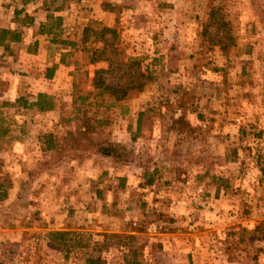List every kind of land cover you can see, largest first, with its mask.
I'll list each match as a JSON object with an SVG mask.
<instances>
[{
	"label": "rangeland",
	"instance_id": "374dc122",
	"mask_svg": "<svg viewBox=\"0 0 264 264\" xmlns=\"http://www.w3.org/2000/svg\"><path fill=\"white\" fill-rule=\"evenodd\" d=\"M3 1L0 24L13 20L16 6L24 8L20 17L27 14L42 18L48 12L60 15L65 30L62 38L79 33L91 20L115 27L124 53L140 58L151 80L142 91H132L107 110L111 123L99 133L132 151L127 166H116L89 147L70 148L77 143L64 140L73 123H58L59 112L70 106L76 85L90 88L93 71L101 65L87 64L82 51L65 57V61L74 57L78 68L66 74L68 82L73 83L71 87L63 88V83L59 86L62 94L56 97L60 99L58 108L44 114L23 109L12 114L13 109L4 108L9 115L10 134L20 139H0V174L8 173L13 182L7 199L0 198V260L6 264H82L87 257L100 256L108 259L105 264H122L120 244L127 239L111 233L104 252L102 232L98 231L112 224L108 216L117 209L127 225L147 231H160L173 219L171 225L183 230L189 240L196 236L210 246L208 264H255L254 260L259 264V258L263 262L259 252L264 253V241L253 228L260 225L264 230V173L259 168L264 167V0H121L120 8L112 6V0H33L25 6L22 0ZM104 3L113 8L111 18L100 14ZM124 3L129 4L128 9L123 8ZM214 7L219 12L203 30ZM220 18L226 25L218 29ZM23 26L26 28H20L22 32L30 36L31 26ZM202 30L204 35L199 34ZM227 33L233 42L226 38ZM218 36L226 39L227 51L215 45ZM44 48L49 62L61 51L52 43ZM34 80L37 82L38 77L33 79L20 71V82L26 87L21 95L38 93ZM122 107L126 111L121 113ZM177 108L183 111L182 123L177 124L178 129H184L181 134L177 129L172 133L168 130ZM138 112L143 113L141 126L132 139L131 133L137 134ZM41 131L55 133L63 149L41 151L37 139ZM194 158L200 159L202 170L210 167V175L227 184L223 188L226 193L210 200L204 196L191 199L189 205L196 203L200 210L195 217L175 212L171 216L161 208L163 186L159 196L140 189L141 166L153 162L160 165L163 175L165 167L168 176L178 178L176 171L183 165L181 168L187 167L185 171L194 176L196 167L186 163ZM167 160L177 168L175 172L168 173ZM210 184L211 189L216 185L212 178ZM180 188L181 196H190L195 185L189 181ZM18 191L20 198L16 197ZM97 191L104 196L98 197ZM142 192H147L143 206L139 201ZM166 194L170 197V192ZM104 201L110 207L105 213L101 212ZM207 220L210 222L205 226ZM66 224L72 233H81L82 242L89 246L80 247L77 235L64 248L48 240V232ZM8 226L17 230H6ZM217 226L223 228L221 234L226 232L225 239L212 228ZM230 231L239 233L228 241ZM240 236L242 240H238ZM144 241H132V246ZM144 254L148 264H170L165 263L169 252L158 249L155 241L149 243Z\"/></svg>",
	"mask_w": 264,
	"mask_h": 264
},
{
	"label": "trees",
	"instance_id": "16d2710c",
	"mask_svg": "<svg viewBox=\"0 0 264 264\" xmlns=\"http://www.w3.org/2000/svg\"><path fill=\"white\" fill-rule=\"evenodd\" d=\"M31 1L33 0H22V4L25 6ZM44 5L45 8L48 9L46 2H44ZM109 8L113 11L112 7ZM23 11L24 8H16L14 10L16 20L20 26H29L32 24L34 18L27 14L20 17ZM218 12L219 9L216 7L210 9L208 19H206L202 25L203 30L211 25L212 20H214ZM217 25L219 29L220 26L225 27L226 23L220 18L217 21ZM203 30L199 33L200 35L205 34ZM64 31L60 15L51 12L46 14V20L41 22L38 28V33L50 36V43L60 47L61 62H66L65 57L72 55L78 50L86 54L87 64H101L95 67L93 71L90 80V88L83 89L76 85L72 93L70 106L66 109H61L59 112L58 123L61 125L73 123V126L65 132L66 137H64V140L67 143L70 140L77 143L71 145L70 148L78 150V148L82 149L89 147L95 154L111 159L114 165L127 166L131 164L132 160L129 157L132 151L119 142L100 136L99 133L104 127L111 123V119L106 115L107 110L127 98L132 91H142L151 80V73L147 70V67H143L140 58L124 53L123 49L120 47L119 32L115 27L101 25L97 21L91 20L81 28L79 33L71 32L62 38ZM227 34L226 38L233 42V37H231L230 33ZM22 38L21 30L0 27V46H3L6 51H10L12 42L21 41ZM224 40L226 39L221 36L216 37L215 45H219V48L227 51L228 46L224 43ZM48 76H50V73H48ZM179 107H181V105H179ZM4 108L13 109L12 114L20 113V109L37 114H44L54 110L56 106L54 96L44 92H38L31 97L20 95L13 101H1L0 139L11 142L14 139H20V136L10 134L9 123L7 121L9 115L7 112H3ZM124 111H126V109L122 107L121 113ZM181 113V115H183V111ZM142 114L143 113H138L136 120L137 134H132V139H135L139 134ZM182 120L183 117L174 119L171 128L175 127L178 129L177 124H181ZM183 131L184 129H178V134H181ZM37 139L41 151L51 152L63 149L58 143L55 133L52 131L39 132ZM155 166L153 162L149 161L142 164L143 180L139 183L141 188H147L161 175V172ZM259 168L261 173H264V167L259 166ZM212 182L216 184L217 188L227 187L226 183L223 184L217 179H212ZM12 185L13 182L8 173L3 175L0 174L1 199L7 196V191ZM96 195L102 197L99 192L96 193ZM17 196L20 198V191L17 192L16 197ZM112 207H114V205H112ZM253 230L260 233L261 240L264 241V230H260V225L255 226ZM238 233L239 231H230L228 233V241L229 238H232ZM76 235L77 244H79L80 247L89 246L86 241L82 242L83 237L81 233H70L68 231L48 232V240L56 246L64 248L69 246L68 243L70 239ZM238 240H242V236H240ZM100 244L102 245V247L100 246L101 249H103V243ZM138 247L139 246H132L131 249H134L132 259L127 260V264H139L136 254ZM254 261L255 264H258L256 260ZM82 264H105V261L100 256L87 257Z\"/></svg>",
	"mask_w": 264,
	"mask_h": 264
},
{
	"label": "crops",
	"instance_id": "0c3cea01",
	"mask_svg": "<svg viewBox=\"0 0 264 264\" xmlns=\"http://www.w3.org/2000/svg\"><path fill=\"white\" fill-rule=\"evenodd\" d=\"M108 1L111 2L110 0ZM120 2L122 1L112 0L111 5L119 6V4H121ZM103 6L104 7H100V10L98 9L101 12L100 14H102V17L111 18V15L114 14L113 11L109 8V5L107 6V4L105 5L104 3ZM121 6L123 5H120V7ZM128 7L129 4L127 3L123 8L128 9ZM15 9L16 6L13 7V11H12L13 20L10 19L8 23L0 24V27L19 29V30H21L20 28H22L25 30L26 27L20 26V24L16 20L14 14ZM33 16H35V14H33ZM33 18H34L33 22L30 25L31 27L29 26L33 30V33L30 34L31 37L28 36V34L26 35V33H23L24 32L23 30L22 40L17 42H12L10 45V51H6L3 46H0V102L4 100L13 101L15 98H17L23 93L22 91L26 90V87H24L23 84L20 82V71H25L28 74H30L33 79L38 77V81L36 82L34 80L33 83V85H37L36 87L37 92H44L53 95L55 97V106L56 108H58V103H60L59 102L60 99L56 97L62 94V89L59 88V86H61V83H63V88H67L69 86L71 87L73 85V83L71 84V81L68 82L70 80L69 79L70 77L69 75L66 74H71V71L77 69L78 63L77 61L75 62L74 57H72L71 61L67 60L66 62H61L60 60L61 52L58 53V57H56V59L49 62L45 53L44 45L46 43H50V36L46 34L38 33L39 24L46 20V15H44L42 18L38 16L37 17L35 16ZM108 22L110 23V21ZM109 23L106 22V24ZM103 25H105V22H103ZM74 54L75 52L72 55ZM48 73H50V76H48ZM91 73L92 72L89 73L90 76ZM66 99L67 98H65L64 101H66ZM69 101H71V96L69 98ZM177 110L178 113H174L173 117H171V123L168 129L169 133H172L173 129L176 130L175 127L171 128V124H173L174 119L182 117L181 108H177ZM169 161L170 160L164 162L166 164V167L170 169V170L168 169V173H173L177 170V168L173 167V165ZM189 162L192 163L193 166L197 168V169L195 168L193 171V174L196 172V175L194 176L190 175L188 169L187 172L185 171L187 167L181 168V166L183 165H181L182 163H180L181 165L180 169L176 171L178 178H173V176L172 177L168 176L167 169L164 167L163 170L164 173H166V175H163L162 172L161 175L157 177L155 181L148 186L147 189L141 188L139 186L141 190H146V191L148 190L147 192L150 193V196L152 195L159 196L160 187L163 186L164 195L161 196L163 200V203H161V208L164 211L170 212L171 216H174V212H175L177 214H184L186 217L188 216L195 217L197 214H199L200 210H198L199 206L196 205V203H192L189 205L191 199L204 196L205 198L210 200L215 198L217 195L222 194V192L226 193V191L223 190V187L217 188L216 185H213V188L211 189L210 180L211 178L215 180L217 179V177L210 175L211 172L210 167L208 168L209 171L208 170L206 171V168L202 170V166H200L201 164L199 158L197 159L194 158L186 163L188 164ZM155 167L158 170L160 169L159 168L160 165H156ZM201 171L202 174L200 173ZM205 176H208V178H205ZM207 180H208L207 183L208 186H205V182ZM189 181H192L193 184L195 185L194 192H190L191 194L190 196H184V195L181 196L180 184ZM98 192L100 193V195H103L102 192L97 191V193ZM147 192L141 193L142 199L139 200L141 206L145 205V201L143 197L146 196L144 194H147ZM167 192H170V197H168V195L166 194ZM4 199H7V196ZM112 205L115 206V203H113ZM101 206H102L101 212L103 213H105L106 208H110L108 207L109 204H107L106 201H104V203H102ZM191 208L193 210H190ZM119 212H120L119 210L113 209V211L110 212L113 213L112 217L108 216V220H111L110 223L112 222V224L109 226L104 225L98 231L102 232L100 234L102 236L100 240L103 243L102 250H104V252H106V249H108V246L105 247L106 245L105 243L110 237L111 233L117 234V237L127 239L126 241H123L120 244V248H122V253H123V259L121 260L122 264H127L126 261L132 259L134 249L131 248L134 242L131 241H135L136 243L140 238L145 241L142 245L138 247L136 253L139 264L149 263L148 258L146 254H144V252H146L149 243L152 241L156 242L158 249L161 250L164 248L169 252V257L168 259L165 260V263L208 264L207 262L211 259L210 258L211 252H208L209 249H211L210 246L205 242L202 243V241H199L198 240L199 238L196 236L192 237L193 240H189L188 238L190 237H185V233L183 230L175 229L173 224L171 225L173 219L170 218L169 219L170 224L167 227H163L160 231H155L153 229L152 231H149L151 230L150 228L147 231L145 229H137L132 225H127L122 219V216L119 214ZM209 222L210 220H207L204 221L203 224L207 226ZM133 224H135V222H133ZM210 225L211 224H209L208 226ZM212 228L216 231V234L219 233L220 238L225 239V237L227 236L225 231H222L221 234L220 227L217 226L216 228L214 227ZM6 230L16 231L17 229L14 226H8ZM56 231H68L72 233L71 228L67 224L63 228H60ZM261 253L263 252H259V254ZM105 259L107 258L103 257V260ZM258 262L259 264H261L260 258L258 259ZM0 264H6V261L4 263L2 262V260H0Z\"/></svg>",
	"mask_w": 264,
	"mask_h": 264
},
{
	"label": "built area",
	"instance_id": "2783aa9c",
	"mask_svg": "<svg viewBox=\"0 0 264 264\" xmlns=\"http://www.w3.org/2000/svg\"><path fill=\"white\" fill-rule=\"evenodd\" d=\"M153 229H154V228H153ZM261 256L263 257V262H262V259H260L261 264H264V253H261Z\"/></svg>",
	"mask_w": 264,
	"mask_h": 264
}]
</instances>
